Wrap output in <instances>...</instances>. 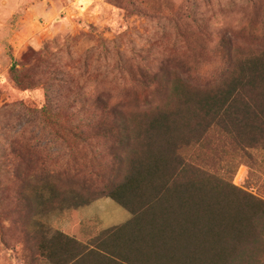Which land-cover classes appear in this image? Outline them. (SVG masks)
<instances>
[{
	"label": "rangeland",
	"instance_id": "rangeland-1",
	"mask_svg": "<svg viewBox=\"0 0 264 264\" xmlns=\"http://www.w3.org/2000/svg\"><path fill=\"white\" fill-rule=\"evenodd\" d=\"M223 37L264 48V0H0V264H24L27 229L86 241L130 217L107 197L78 205L85 193L44 209L71 156L96 163L110 150L102 137L63 139L51 121L95 122L97 99L145 107L153 82L139 73L201 81L222 66ZM232 156L233 183L264 199V149Z\"/></svg>",
	"mask_w": 264,
	"mask_h": 264
},
{
	"label": "trees",
	"instance_id": "trees-1",
	"mask_svg": "<svg viewBox=\"0 0 264 264\" xmlns=\"http://www.w3.org/2000/svg\"><path fill=\"white\" fill-rule=\"evenodd\" d=\"M220 49L222 66L201 81L139 73L153 82L143 108L97 99L95 122L51 121L63 139L102 137L110 150L96 163L71 156L44 209L60 193H85L78 205L108 197L130 217L86 241L27 229L24 264H264V199L234 184L240 162L223 159L264 149V48L223 37Z\"/></svg>",
	"mask_w": 264,
	"mask_h": 264
},
{
	"label": "crops",
	"instance_id": "crops-1",
	"mask_svg": "<svg viewBox=\"0 0 264 264\" xmlns=\"http://www.w3.org/2000/svg\"><path fill=\"white\" fill-rule=\"evenodd\" d=\"M108 198V197H107ZM109 199H111V198H109ZM112 200V199H111ZM120 224V223H119ZM76 238V237H75ZM78 239V238H77ZM80 240V239H79Z\"/></svg>",
	"mask_w": 264,
	"mask_h": 264
}]
</instances>
